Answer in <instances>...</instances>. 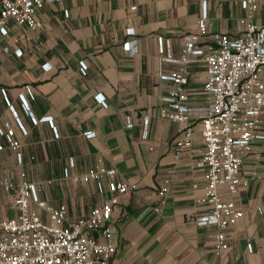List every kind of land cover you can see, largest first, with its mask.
Listing matches in <instances>:
<instances>
[{
    "label": "crops",
    "instance_id": "obj_1",
    "mask_svg": "<svg viewBox=\"0 0 264 264\" xmlns=\"http://www.w3.org/2000/svg\"><path fill=\"white\" fill-rule=\"evenodd\" d=\"M240 1L206 0L201 43H211L216 34L241 35L246 12ZM201 15L198 0H59L37 14L39 30L9 24L8 34H0V130L13 132L20 161L9 148L0 151L1 220L17 214L13 190L22 182L44 184L40 199L65 204L68 220L87 215L111 194L106 182L99 193L94 182L80 178L104 166L116 170V180L135 187L114 206L109 241L115 253L108 264H264V141H253L243 158L241 174L248 183L232 197L243 215L225 230L227 249L216 251L218 228L195 221L209 210L201 202L203 170L196 167L203 148L199 121H191V147L174 156L178 125L159 116L170 87L159 75L177 68L162 57L181 54L184 36L198 33ZM253 21L264 24V5ZM129 28L134 35H126ZM125 42L129 48H123ZM79 62L88 66L85 75ZM204 81L203 64L188 65V104L205 103ZM144 117L149 120L146 137ZM127 119L132 128L126 127ZM261 120L264 133V110ZM86 132L95 135L86 139ZM0 144L6 145L2 135ZM10 174L14 189L6 191L2 181ZM165 178L170 186L161 199Z\"/></svg>",
    "mask_w": 264,
    "mask_h": 264
},
{
    "label": "built area",
    "instance_id": "obj_2",
    "mask_svg": "<svg viewBox=\"0 0 264 264\" xmlns=\"http://www.w3.org/2000/svg\"><path fill=\"white\" fill-rule=\"evenodd\" d=\"M57 1L0 0V34H8L9 24L39 30L42 22L37 14L46 3ZM198 1L202 6L198 33L184 36V46L177 58L169 54L162 57L164 62L175 64L177 68L170 74L159 75L161 81L170 84L167 94L161 99L163 106L159 109V116L178 125L172 147L174 156L191 147V121H199L203 148L196 167L203 170L201 202L209 210L195 221L199 226L218 228L214 248L223 251L228 247L225 230L243 215L232 199L248 183L241 174L243 158L250 152L253 141H264V133L260 132L264 110V24L253 21L264 0H241L240 7L246 12V17L241 20L244 24L241 35L216 34L209 44L201 43L206 31L207 2ZM68 16L65 10L64 17ZM125 32L128 36L134 35L132 28ZM129 44L125 42L123 48H129ZM158 49L160 54L164 53L162 38L158 39ZM14 55L20 57L22 51L16 49ZM192 63L203 64L205 70L202 90L206 101L202 105L188 104V65ZM43 67L49 69L48 64ZM78 67L85 75L87 64L79 62ZM96 98L99 104L106 106L101 95ZM22 108L35 122L25 99H22ZM42 120L52 123L51 118ZM148 121L147 117L143 118V137H146ZM132 126L127 119L126 127ZM53 130L54 137H57ZM0 135L6 140V145L0 144V151L7 147L16 152L20 161L19 144L13 139V132L0 130ZM83 135L90 139L95 134L86 132ZM69 164L73 165L71 160ZM116 176L115 169L104 166L87 170L80 180L94 182L99 193L106 182L111 197L93 207L87 215L68 220L65 204L53 206L40 199L44 184L22 182L14 189L10 174L2 185L6 191L14 189L13 203L17 214L0 219V264H108L115 253V246L109 241V222L114 206L121 196L135 191L134 186L116 180ZM169 186L170 179L165 178L158 190L161 199L166 196ZM193 187L198 186L194 184ZM259 212L262 213L261 210ZM94 233H98L100 239ZM246 249L251 251V245L247 244Z\"/></svg>",
    "mask_w": 264,
    "mask_h": 264
}]
</instances>
